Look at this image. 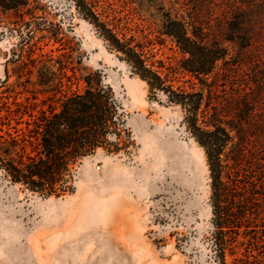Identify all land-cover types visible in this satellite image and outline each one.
<instances>
[{"label": "trees", "instance_id": "obj_1", "mask_svg": "<svg viewBox=\"0 0 264 264\" xmlns=\"http://www.w3.org/2000/svg\"><path fill=\"white\" fill-rule=\"evenodd\" d=\"M13 3L3 6L20 2ZM75 4L132 75L146 83L150 96L180 107L182 123L204 149L218 264H228V256L233 264L264 263V0ZM146 15V28L132 27L136 16ZM167 39L180 58H156L151 46ZM31 49L17 66L18 78L26 77L20 84L32 83L39 92L58 96V103L25 121L27 132L21 135L11 120L29 105L15 99L12 108L0 94V112L5 111L0 113V169L31 191L59 195L73 190L82 159L112 144L110 134L121 135L124 112L99 73L83 76V90H71L67 64L48 52L34 56ZM27 143L34 146L31 152Z\"/></svg>", "mask_w": 264, "mask_h": 264}, {"label": "rangeland", "instance_id": "obj_2", "mask_svg": "<svg viewBox=\"0 0 264 264\" xmlns=\"http://www.w3.org/2000/svg\"><path fill=\"white\" fill-rule=\"evenodd\" d=\"M14 1L0 0V94L12 108L15 99L29 105L11 120L18 133L58 103V96L32 83L20 84L26 77L18 78L17 66L31 47L34 56L48 52L67 64L71 90H83L87 73H99L120 101L124 122L119 137L109 135L112 144L82 159L66 193L31 191L0 169V264H218L207 159L182 123L180 107L150 96L75 0L3 6ZM131 25L146 28L147 15ZM151 47L157 59L181 57L170 39ZM33 147L27 143L28 152Z\"/></svg>", "mask_w": 264, "mask_h": 264}, {"label": "bare ground", "instance_id": "obj_3", "mask_svg": "<svg viewBox=\"0 0 264 264\" xmlns=\"http://www.w3.org/2000/svg\"><path fill=\"white\" fill-rule=\"evenodd\" d=\"M142 81V80H141ZM142 82H144V81H142Z\"/></svg>", "mask_w": 264, "mask_h": 264}]
</instances>
